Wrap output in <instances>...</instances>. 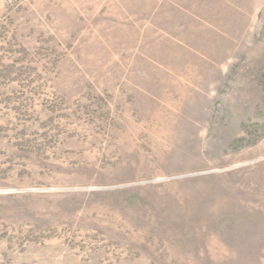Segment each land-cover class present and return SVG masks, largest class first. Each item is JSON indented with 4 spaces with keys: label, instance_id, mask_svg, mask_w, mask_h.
I'll list each match as a JSON object with an SVG mask.
<instances>
[{
    "label": "rangeland",
    "instance_id": "1",
    "mask_svg": "<svg viewBox=\"0 0 264 264\" xmlns=\"http://www.w3.org/2000/svg\"><path fill=\"white\" fill-rule=\"evenodd\" d=\"M0 264H264V0H0Z\"/></svg>",
    "mask_w": 264,
    "mask_h": 264
}]
</instances>
